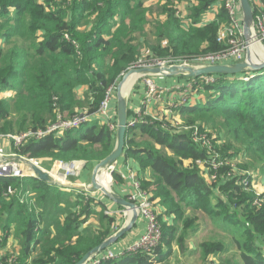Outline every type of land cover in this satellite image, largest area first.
<instances>
[{
    "label": "trees",
    "instance_id": "16d2710c",
    "mask_svg": "<svg viewBox=\"0 0 264 264\" xmlns=\"http://www.w3.org/2000/svg\"><path fill=\"white\" fill-rule=\"evenodd\" d=\"M154 1L0 0V94L13 92L11 97H0V135L38 132L60 119L80 115L98 117L107 92L114 90L124 73L141 62L143 49L148 58L195 62L227 48L219 41L222 24L228 23L224 7L222 21L198 26L202 14L218 0H198L197 5L196 0H167L163 4ZM182 2L189 4L191 17L177 15V4ZM155 6H159L158 18L154 17ZM205 77L191 82L198 95L208 96L205 100L199 97L198 104L192 107L185 105L181 114L195 115L209 123L219 119L221 136L226 133L229 137L228 143L215 140L220 143L216 149L223 157L232 160L234 156L228 155L227 150L237 144L244 147V156H254L264 168V69L212 75V83H206ZM99 121L89 120L79 128L55 132L39 141L30 139L16 147V153L37 162L53 158L63 163L96 164L110 155L116 145L115 131ZM145 121L128 130L124 156L136 157L144 171L151 170L152 181H141L142 189L153 192V199L162 197L161 205L168 206L173 225L162 224L161 245L165 248L104 264L166 263L174 255L176 245L184 254L189 226L184 228L183 236L178 222L184 216L177 218L181 209L170 207L174 206L173 197L205 214L222 216L230 226L237 225L230 229L240 264H264V210L257 209L253 204L257 197L248 192L256 176L247 169L221 166L206 178L197 162L208 165L219 159L200 149L191 132L167 129L165 120L146 117ZM239 154L240 151L235 153ZM185 161H190V165L186 166ZM57 189L32 176L0 178V227L7 233L13 231L20 241V254L16 249L12 254L15 263L77 264L111 235L117 221L110 215L104 216V231L80 232L86 221L84 215L92 213L89 202L79 214L71 205L64 211L62 227H56L52 219H60L58 210L54 209L53 216L46 210L50 198L58 197ZM59 192L61 195L62 189ZM35 198L41 207L38 212L30 210L28 203ZM45 223L50 227H45ZM203 248L208 256L205 264H232L215 262L214 257L225 251L221 244H204ZM161 253L165 256L150 259ZM8 257L1 259L0 264H8Z\"/></svg>",
    "mask_w": 264,
    "mask_h": 264
},
{
    "label": "rangeland",
    "instance_id": "374dc122",
    "mask_svg": "<svg viewBox=\"0 0 264 264\" xmlns=\"http://www.w3.org/2000/svg\"><path fill=\"white\" fill-rule=\"evenodd\" d=\"M166 1L167 0H155L154 2H158V3L163 4V2H166ZM174 1H177V0H173L172 2L174 3ZM198 2L199 1L196 0L195 5H197ZM186 3L187 2H182V3H180L179 6L177 4V7L179 8V10L177 11V15L180 17H184L185 19L189 18L193 15V12H191V10L188 9V7L186 6ZM158 8H159V6L153 7V12H154L155 18H158L159 14H160V11L158 10ZM145 50L146 49H143L144 54H143V58L141 59V62H139V64L135 65L134 67H132L130 69L156 65L157 58H154V57L148 58L147 53H145ZM189 64H195V62H189ZM126 73H124V74H126ZM146 78L147 77H143V78L138 79L137 83L134 86L135 90L139 87V84H141L142 82L145 83V85H146L145 81H147L150 78L154 79L155 77L154 78L148 77L147 79ZM189 80H190L189 81L190 83L188 82L186 85H184V87H180V88H182V90L185 89V91H188L186 93L187 100L190 101V99H192L194 97H201V98L203 97L202 99L205 100L206 97L208 96L207 93H200V95H198V92L195 89L194 83L191 82L192 79H189ZM117 85L114 88L113 93H112V97L116 101H117ZM189 86H191L190 89H189ZM192 86H193V89H192ZM175 93L181 94L182 91H180L176 87H173V85L170 86V89L168 91H167V89H163V95L164 94H175ZM181 98L178 99L177 101H175L174 103H172L171 105H169V106L167 105V110L172 111L171 112L172 117H171L170 121H163L166 128L167 129L173 128L175 130V132H178V133H181V132L190 133L191 132L192 139L199 145L200 149H202L206 153H208L209 157L211 155V156H215L216 158L219 159L218 163L209 161L208 163H206L208 165H205L202 162H197V165L201 169V171L206 172V175H205L206 178L209 177L210 172H212V174H213V170L219 171L221 166H229L231 168H238V170H240V171L247 169L251 174H254L256 176V179H255V181H253L252 187L248 192H250L251 194H253L254 196L257 197L253 203L254 205L258 203V206L255 205L257 207V209L258 210H260V209L264 210V168L262 166L263 164L261 162H259L258 160H256V158L250 154H247L244 156V154H243V152L245 151L244 147L239 148V146H237V144L235 147H230L227 150L228 155L234 156L232 160H230V158H228V157L227 158L223 157V155L216 149V146H217V144H220L221 141H223L224 143H228L229 137L226 133H224V135L221 136V133H223L221 121L219 119H217L216 121L214 120V122L209 123L208 121L204 120V118L201 119V118L196 117L195 115L183 116L181 114L183 107H177L178 105H180L178 103L181 102ZM186 98H184L183 101H185ZM129 99H130V95H129ZM160 99H161V97L157 98L156 101L160 100ZM188 103H186L185 105H187ZM192 106H194V105H190V107H192ZM156 119L158 120L161 118H156ZM156 119H154V120H156ZM191 121L193 124L191 123ZM205 125H208V126H205ZM116 128L115 129L111 128V129H113L116 133V130H117ZM215 140L219 141L220 143L219 142L215 143L216 142ZM238 150L240 151V154L237 156V155H235V153L239 152ZM215 157H214V160H216ZM30 161L38 164L43 169L49 171L51 173L52 177L54 178V180H56L58 182H61L63 184H68V183L73 184L75 182L74 178L76 176H74L73 174L68 176L66 181L59 179V177H58V174H60L61 176L66 174L65 169H67V168L64 165H68L69 163H63L62 161H58V160H55L53 158H44V159L40 160L39 162L34 161V160H30ZM77 162H80V165H83V163H84L81 161H77ZM189 162L190 161H185V163H186L185 165L189 166L190 165ZM10 164L14 165L13 163H10ZM17 164H16V166H17ZM11 165H9V167ZM16 166H14V170L20 169V167H18V166L16 167ZM21 168H23V171L21 172L23 177H25L26 175H28L30 177L32 176L31 175L32 170L30 167L22 164ZM107 171L112 176V186H111L112 189H111V191L114 192L115 185L117 184V182L122 183V179L117 175V173H115L113 171L111 172V169L108 168ZM89 172H92V169H89ZM207 172H208V174H207ZM9 174H10V176H0V178H3V177L18 178V175H19L18 171H12ZM212 176H213V178L216 177L215 174ZM216 179H217V177H216ZM136 183H138L141 190L143 192L147 193L148 196L150 197V200L152 201V207H154V209L158 213L159 220H160V223L162 226V224L165 223V221H164L165 217L169 216L168 215V210H169L168 206L167 205H164V206L161 205L162 204L161 201L163 200L161 196H157V199H153V196L155 195L153 192L148 193L145 190H143L142 189L143 184L140 180H136ZM55 187L58 188L56 190V193L59 195H58V197H51L52 200H51V202L47 208L48 210H46V211H49L50 209L58 210V214L60 216V219L58 220L56 218H53L52 223H54L56 227H62V225L64 224V220H65V218H63L64 217V211H66V212L68 211V209L70 208V204H68V196L66 195V193H62L64 195H60L59 190H61L62 188L58 187V186H55ZM157 190H160V189H157ZM69 194H71V193H69ZM101 194L103 197H105V195L103 193H101ZM173 200H174V206H170V207L177 206L178 208L181 209V214L176 215L177 218H180L182 215L184 216L183 221L181 223L178 222V226L182 227V230L180 232L183 231V236L185 235V233H184L185 229L184 228L189 226L187 228L188 230L186 231L187 232V239L185 242V252H184V254H182L179 251L177 245L174 246L175 245L174 244L173 246H174V252H175L174 254L175 255H173L171 257V259L169 261H167L166 263H161V264H205L208 256H205V254H204V248H203L204 244H216V245L221 244L222 246H224L225 251L223 252V254H220L217 258L214 257L215 262H229L232 264H240L241 261L239 258L238 249H237V247L233 241V235L231 234V229H230V227L232 226L231 228H233V230H234L235 226H237V225H234V223H231V226H230V225L225 223L222 216H220V217L215 216V215L212 216V215L205 214L204 212H202L198 209H194L192 206H189L186 203L180 201L179 197H173ZM24 201H25V199L22 200V202H24ZM28 203L30 206V210L38 212V210L41 209V207H39L37 204L36 198L34 200H28ZM213 204L215 205L216 203L214 202ZM2 211H4V209H2ZM13 218H15V215ZM173 221H174V219H171L167 224L173 225ZM55 226L53 225V228H55ZM241 231L243 232V230H241ZM6 238L8 240L6 241V243H4ZM137 242L138 241L134 242L131 246H133ZM0 243L5 244L3 247L0 246V262H1V259H4L7 256H9L7 259V263L8 264H17V263H15V259H14V256L12 254H13V251L15 249L19 253L18 249L20 247V241L16 239L15 233H12V234L7 233L0 227ZM160 245H158L155 250H158V249L161 250V248L165 247L164 244L161 246ZM131 246H129L127 248V250H126L127 252ZM167 246H169V245H167ZM164 256H165V253L155 254L150 259L156 260V259L162 258ZM211 257L212 256H210V258ZM210 258H208V259H210ZM91 261H89L87 264H90Z\"/></svg>",
    "mask_w": 264,
    "mask_h": 264
},
{
    "label": "crops",
    "instance_id": "0c3cea01",
    "mask_svg": "<svg viewBox=\"0 0 264 264\" xmlns=\"http://www.w3.org/2000/svg\"><path fill=\"white\" fill-rule=\"evenodd\" d=\"M253 8L255 16L259 14L260 12H264V0H250ZM186 6H189V4L186 3ZM224 7V1L218 0L214 2L211 7L208 9V11L200 17V22L198 23V26H203L206 24H209L215 20L222 21L220 19L221 10ZM225 9V8H224ZM226 11V10H225ZM227 14V12H226ZM228 16V15H227ZM190 21H187L186 24L188 25ZM239 22L241 27L244 29V19H243V12L241 9L240 15H239ZM230 23L229 17H228V23L222 24V30L220 31V34H224L228 24ZM233 61L225 62V64H232ZM155 82L163 87L170 89V86L173 85V87H176L177 89L179 87H184L190 80L187 78H181V77H156L154 78ZM137 83V82H136ZM190 83V82H189ZM135 86V85H134ZM134 88V87H133ZM132 88V89H133ZM147 86L145 83L139 84V87L135 90H131L130 92V99H129V119L135 120L139 118V121L137 122V125L145 124V118H161L158 119L160 121H170L172 114L171 110H167V105H171L175 101L181 98L180 93L175 94H164L161 96L160 100H154L150 103H146V95H147ZM13 95L12 91H7L5 93H1L0 97H11ZM198 98L194 97L190 99L189 103L190 105H196L198 104ZM180 104V105H178ZM177 107H184L185 104L181 105V102H179ZM164 118V119H163ZM90 121L94 120H100L99 122L101 124H108L110 128L115 129L117 127L116 121H117V101L115 99H111L110 106H109V115L108 117H95L93 119H89ZM157 120V119H156ZM115 121V123H114ZM116 124V125H114ZM135 126V127H136ZM112 129V130H113ZM13 156H19L16 153V146L12 142V140L9 138L8 135H0V167L5 165H11L6 164L4 159L13 157ZM18 163V164H17ZM14 165L10 166V172L12 171H18L20 174L18 175V178H24L21 172L23 171V168H21L22 163L20 162H13ZM20 167V169H15L14 166ZM97 164V163H96ZM96 164H85L81 165L80 172L78 175H76L75 182L73 184L78 185H90L92 182L93 172ZM21 165V166H20ZM24 165V164H23ZM16 166V167H17ZM26 166V165H25ZM111 172L117 173V175L122 179V183L117 182V184L114 187V193H116L119 197L126 199L129 201V196L135 192V183L136 180H140L142 182L152 181V172L150 169H147L144 171L142 169V166L140 164V160L136 157L132 156H122L113 166H112ZM89 169H92V172H89ZM108 172V171H106ZM58 173V172H57ZM109 173V172H108ZM110 174V173H109ZM22 176V177H21ZM58 174L59 179H64L63 176ZM111 176V174H110ZM25 177H28L26 175ZM112 181V176H111ZM109 191L112 189V183L109 185L107 183ZM63 193H66L68 196V204L70 206L72 205L74 212L79 214L82 210L83 205L90 203V209L92 213L85 214L84 219L86 221L82 223V226L80 228V232H83L87 229H93V230H105L106 222L104 221L105 215H110L113 218H115L116 225L111 228V235H114L117 231H119L121 228H123L125 225L128 224V222L131 219V213L126 210L123 206L116 204L115 202H112L109 200L106 196L103 197L102 194L97 191L94 193H88V192H82L79 190H65L62 189ZM33 192V191H32ZM31 193V191H30ZM71 193V194H69ZM30 195V194H29ZM61 195H64L61 193ZM52 198L49 200V204L51 202ZM49 212H51V216L56 215V211L50 209ZM62 212V211H61ZM172 218L169 216L165 217L164 221L165 223H168ZM45 227H50L49 223L44 224ZM171 225V224H169ZM147 227V222L143 218L139 217L137 219L136 224L133 226L131 231H129L124 237H122L120 240H118L115 244H113L110 248L107 250L114 251L116 254L125 253L127 248L131 246L134 242L139 241L142 235L144 234ZM51 229L54 230L53 225H51ZM13 230V229H12ZM11 230V231H12ZM13 231L11 232V234ZM109 236V237H110ZM11 237V236H10ZM166 247V246H165ZM164 247V248H165ZM105 250V251H107ZM175 255V254H174ZM127 255L121 256V260L124 259ZM120 259H118L120 261Z\"/></svg>",
    "mask_w": 264,
    "mask_h": 264
},
{
    "label": "built area",
    "instance_id": "2783aa9c",
    "mask_svg": "<svg viewBox=\"0 0 264 264\" xmlns=\"http://www.w3.org/2000/svg\"><path fill=\"white\" fill-rule=\"evenodd\" d=\"M224 8L229 17L230 23L228 24L224 34H219V41L224 42L227 48L217 54H209L203 57L198 58L195 61V64H189L187 61H179L172 58L167 59H157L156 65L153 66H162V65H192L195 67L204 66V65H214V64H224L228 61H233L234 63L242 62L247 57V52L252 50V47L257 45L260 48H264V12H260L255 16V30L250 38V40L245 39L244 29L241 27L239 22V15L241 12V5L239 0H223ZM148 78V77H147ZM146 78V79H147ZM154 78V77H152ZM206 83H212L214 79L212 77H205ZM146 82L147 85V95L145 102L150 103L157 98L163 95V88L159 86L154 79H148ZM191 86H189L190 89ZM181 93V105L189 102L186 98V93L188 91L178 88ZM193 89V86H192ZM168 91V89H167ZM113 90L110 89L107 92L105 100L101 103L99 109L100 117H108L109 115V106L112 99ZM162 93V94H161ZM186 98L185 101L183 99ZM60 118V117H58ZM138 119L131 120V127L134 128L137 125ZM89 122V117L86 115L76 116L70 120H59L56 123L50 125L46 130H40L38 132H24L21 134L8 135L16 147H20L25 144L30 139H35L39 141L47 135H50L55 132H65L73 128H79L82 125ZM66 166V174L62 175L63 180L66 181L67 177L73 174L74 176L78 175L80 172V162H71ZM109 169H113L112 167ZM10 167L2 166L0 167V176H10ZM19 173V172H18ZM20 174V173H19ZM244 183H247V179L244 180ZM9 193H12V190L9 189ZM129 201L135 203L138 206L140 217L146 220L147 227L140 238V240L131 246L125 253L116 254L114 251L107 250L102 253L97 254L90 261V264H104L112 260H117L124 255H138L140 253L154 254L155 249L158 245L161 244L163 238V229L159 220V215L152 207V201L147 193L143 192L138 183H135V192L132 193L129 197ZM258 206V203L255 204ZM260 206V205H259Z\"/></svg>",
    "mask_w": 264,
    "mask_h": 264
},
{
    "label": "water",
    "instance_id": "95a60500",
    "mask_svg": "<svg viewBox=\"0 0 264 264\" xmlns=\"http://www.w3.org/2000/svg\"><path fill=\"white\" fill-rule=\"evenodd\" d=\"M244 19V33L245 39L250 40L255 30V13L254 8L250 0H239ZM264 50V48H261ZM259 53H253L252 50L247 52V57L242 62L232 64H214L204 66H192V65H162V66H144L140 68L130 69L122 80L117 85V130H116V145L114 150L105 159L98 162L94 168L92 182L90 185H78V184H63L54 180L51 173L38 164L30 161L26 157L13 156L4 159L6 164L13 162H20L32 170V176L38 180L48 183L52 186H58L65 190H79L82 192L94 193L101 192L109 200L123 206L132 215L127 225L117 231L114 235L108 237L103 243L95 247L88 252L77 264H87L97 254L104 252L115 244L118 240L124 237L133 226L136 224L137 219L140 217L138 206L126 199L119 197L113 191H107L98 180V174L102 169L111 168L122 156H124L127 143V133L131 127V121L129 119V95L122 93V88L126 80L131 75H137L140 78L143 77H181L187 79H196L205 76L212 75H238L241 73L258 71L264 69V55H258ZM1 161V158H0Z\"/></svg>",
    "mask_w": 264,
    "mask_h": 264
},
{
    "label": "bare ground",
    "instance_id": "6f19581e",
    "mask_svg": "<svg viewBox=\"0 0 264 264\" xmlns=\"http://www.w3.org/2000/svg\"><path fill=\"white\" fill-rule=\"evenodd\" d=\"M252 52L253 53H259L258 55H264V50L261 49L259 46H253L252 47ZM140 77L137 75H131L128 77V79L126 80V82L123 85L122 88V93L127 94L129 93L132 88L134 87V85L136 84V82L138 81ZM6 166V165H5ZM107 169H102L100 170L99 174H98V180L100 182V184H102V186L109 191L108 189H110L107 185V183H109V185L112 183L111 181V176L108 172H106ZM132 215V214H131Z\"/></svg>",
    "mask_w": 264,
    "mask_h": 264
}]
</instances>
